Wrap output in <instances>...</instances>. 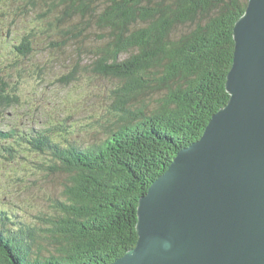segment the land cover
Instances as JSON below:
<instances>
[{"label": "trees", "instance_id": "16d2710c", "mask_svg": "<svg viewBox=\"0 0 264 264\" xmlns=\"http://www.w3.org/2000/svg\"><path fill=\"white\" fill-rule=\"evenodd\" d=\"M10 3L49 19L60 40L52 47L73 48L64 80L83 68L121 85L110 98L113 121L100 127L105 137L82 148L71 140L70 116H31L17 85L25 68L14 78V66L0 60V121L8 126L0 130L1 158L50 157L46 169L63 176L44 227L0 215V264H110L136 244L139 198L228 102L232 32L247 0H0V9ZM183 27L190 29L178 33ZM11 47L23 60L32 52L27 38ZM46 64L37 66L42 76L50 74ZM21 111L37 122L23 125Z\"/></svg>", "mask_w": 264, "mask_h": 264}, {"label": "water", "instance_id": "95a60500", "mask_svg": "<svg viewBox=\"0 0 264 264\" xmlns=\"http://www.w3.org/2000/svg\"><path fill=\"white\" fill-rule=\"evenodd\" d=\"M232 36L228 102L139 198L136 244L110 264H264V0Z\"/></svg>", "mask_w": 264, "mask_h": 264}, {"label": "rangeland", "instance_id": "374dc122", "mask_svg": "<svg viewBox=\"0 0 264 264\" xmlns=\"http://www.w3.org/2000/svg\"><path fill=\"white\" fill-rule=\"evenodd\" d=\"M19 6L20 3H10L3 10L0 9V60L14 66V78L18 77V69L25 68L24 75L20 78L21 84L17 85H20L19 91L26 100L31 116L48 122L70 116L66 124L74 127L71 140H80L81 142L76 143L82 148L102 140L105 132L100 127L104 128L108 122L113 121L115 113L109 112L112 106L110 98L121 82L116 78L96 76L83 68L75 71L71 79L64 80L65 75L73 72L68 58L76 62V57L72 56L75 53L73 48L69 45L59 50L52 47L50 43L56 37L54 27L47 25L49 19L41 17V12L37 10L26 15ZM188 28H178L177 32L183 33ZM91 30L95 31V28L92 27ZM23 38L30 40L32 47V52L25 60L18 57L11 47L19 44ZM89 39L95 44L98 40L96 37ZM129 55L130 53H125L120 59ZM89 58L90 53L84 57V61ZM44 62H48L50 74L42 76L45 71H40L37 66ZM8 113L10 117L11 113ZM21 114L23 125L31 120L35 121H29L25 112L21 111ZM35 122L32 126L39 129L40 123ZM88 125L89 129L81 128ZM6 128L0 121V130L6 132ZM3 142L0 141V144ZM26 153L23 152L24 155ZM4 160L0 156V215L6 216L5 219L10 222L44 227L41 217L54 210V204L50 200L59 198L63 176L46 169V165L52 160L43 155L26 154L23 158L14 160L15 162ZM7 228H10L9 223Z\"/></svg>", "mask_w": 264, "mask_h": 264}]
</instances>
